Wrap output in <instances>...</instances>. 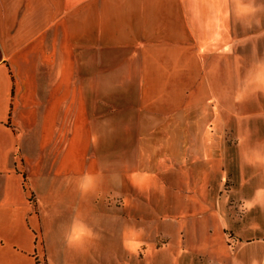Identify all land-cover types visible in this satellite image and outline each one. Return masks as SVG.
I'll use <instances>...</instances> for the list:
<instances>
[{"label": "crops", "instance_id": "crops-1", "mask_svg": "<svg viewBox=\"0 0 264 264\" xmlns=\"http://www.w3.org/2000/svg\"><path fill=\"white\" fill-rule=\"evenodd\" d=\"M228 3L0 0V264H48L34 227L40 214L28 196L36 199L31 176L58 175L62 182L74 176L79 193L90 179L123 199L131 167L141 176L169 175V167L185 169L189 159L210 155L205 134L194 130L195 110L211 118L214 93L202 49L210 43L195 32L215 28L205 40L224 48L227 5L234 24L243 15ZM99 137L122 144L120 151L99 153ZM115 158L120 164L109 162ZM49 159H57L53 167ZM64 197L57 193L58 202ZM60 250L65 263L68 254ZM124 252L128 258L129 248Z\"/></svg>", "mask_w": 264, "mask_h": 264}, {"label": "rangeland", "instance_id": "rangeland-1", "mask_svg": "<svg viewBox=\"0 0 264 264\" xmlns=\"http://www.w3.org/2000/svg\"><path fill=\"white\" fill-rule=\"evenodd\" d=\"M233 1L228 4L241 10L242 22L234 24L227 5L224 48L205 40L215 28L195 32L210 43L202 49L214 93L211 118L205 120L208 112L194 113L195 134H205L210 155L189 159L185 169L169 167V175L141 176L131 167L123 199L90 179L80 195L74 176L62 182L57 174L46 176L48 181L31 174L36 199L28 196L40 214L39 230L34 227L48 264H264V0ZM213 13L212 6L208 27ZM219 65H224L220 80ZM94 145L99 153H115L122 144L99 137ZM56 162L45 160L51 167ZM54 184L63 190H47ZM57 193L66 199L58 202ZM94 196L91 208L87 199L93 202ZM107 203L110 217L104 218ZM121 215L128 224L117 220ZM112 231L119 237L112 239ZM64 247L69 260L62 263ZM122 247L129 248L128 258L120 254Z\"/></svg>", "mask_w": 264, "mask_h": 264}]
</instances>
